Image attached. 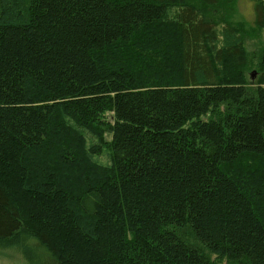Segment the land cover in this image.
Returning a JSON list of instances; mask_svg holds the SVG:
<instances>
[{"label": "trees", "instance_id": "16d2710c", "mask_svg": "<svg viewBox=\"0 0 264 264\" xmlns=\"http://www.w3.org/2000/svg\"><path fill=\"white\" fill-rule=\"evenodd\" d=\"M240 1L0 0V249L264 264V0Z\"/></svg>", "mask_w": 264, "mask_h": 264}, {"label": "rangeland", "instance_id": "374dc122", "mask_svg": "<svg viewBox=\"0 0 264 264\" xmlns=\"http://www.w3.org/2000/svg\"><path fill=\"white\" fill-rule=\"evenodd\" d=\"M199 6L206 11V6L203 3H199ZM240 12L245 16L247 20H252L253 11L252 5L249 0H241L239 3ZM245 51L248 55V61H251L252 55L264 47V28L254 30L245 37L244 41ZM257 75L256 70L248 71V75L252 78ZM256 78V77H255ZM0 264H24L21 256L9 249H0Z\"/></svg>", "mask_w": 264, "mask_h": 264}, {"label": "water", "instance_id": "95a60500", "mask_svg": "<svg viewBox=\"0 0 264 264\" xmlns=\"http://www.w3.org/2000/svg\"><path fill=\"white\" fill-rule=\"evenodd\" d=\"M253 77H254V74H253Z\"/></svg>", "mask_w": 264, "mask_h": 264}]
</instances>
